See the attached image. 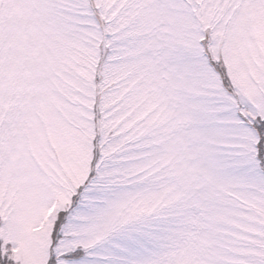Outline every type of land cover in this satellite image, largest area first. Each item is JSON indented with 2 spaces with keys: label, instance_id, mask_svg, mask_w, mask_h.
<instances>
[{
  "label": "snow or ice",
  "instance_id": "obj_1",
  "mask_svg": "<svg viewBox=\"0 0 264 264\" xmlns=\"http://www.w3.org/2000/svg\"><path fill=\"white\" fill-rule=\"evenodd\" d=\"M0 264H264V0H0Z\"/></svg>",
  "mask_w": 264,
  "mask_h": 264
}]
</instances>
